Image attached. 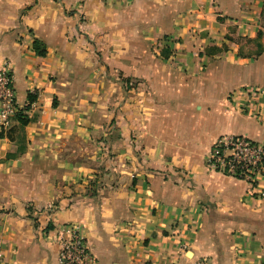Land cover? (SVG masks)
<instances>
[{
    "label": "crops",
    "instance_id": "0c3cea01",
    "mask_svg": "<svg viewBox=\"0 0 264 264\" xmlns=\"http://www.w3.org/2000/svg\"><path fill=\"white\" fill-rule=\"evenodd\" d=\"M3 60L27 123L0 137V264H59L72 222L94 264H264V196L206 162L264 144V0H0Z\"/></svg>",
    "mask_w": 264,
    "mask_h": 264
},
{
    "label": "built area",
    "instance_id": "2783aa9c",
    "mask_svg": "<svg viewBox=\"0 0 264 264\" xmlns=\"http://www.w3.org/2000/svg\"><path fill=\"white\" fill-rule=\"evenodd\" d=\"M21 110L14 98L11 65L3 60L0 62V131L7 130L11 119ZM206 162L210 168L246 182L251 192L264 196L259 189L264 182V144L246 136L222 135L213 143ZM55 240L59 264H94L81 223L63 225ZM193 264L209 263L199 258Z\"/></svg>",
    "mask_w": 264,
    "mask_h": 264
},
{
    "label": "rangeland",
    "instance_id": "374dc122",
    "mask_svg": "<svg viewBox=\"0 0 264 264\" xmlns=\"http://www.w3.org/2000/svg\"><path fill=\"white\" fill-rule=\"evenodd\" d=\"M125 81V79L122 81V82H124ZM124 83H127V82H124ZM128 86H130L129 85V83L127 84V87ZM116 130V128H114V127H111V126H107L105 129H104V134H105V136H106V141H107V143H115V138H116V133H114V131ZM94 143V142H93ZM92 143V146L94 147V149H98V144H97V141H95V143L93 144ZM102 146V145H101ZM100 146V147H101ZM111 147H112V145H111ZM93 149V148H92ZM99 157L100 158H105V159H107V158H109L110 156L109 155H107L106 157H104V156H102L101 154H100V156H95V158H94V161H92L91 163H92V165H93V167H96V168H100L101 166H102V164H103V162H102V160H100L99 159ZM28 217L31 219V221H32V223L34 224V226H36V224L37 225H40L39 223H38V213L36 212V211H32V210H28ZM46 227V226H45Z\"/></svg>",
    "mask_w": 264,
    "mask_h": 264
},
{
    "label": "trees",
    "instance_id": "16d2710c",
    "mask_svg": "<svg viewBox=\"0 0 264 264\" xmlns=\"http://www.w3.org/2000/svg\"><path fill=\"white\" fill-rule=\"evenodd\" d=\"M33 47H34V49L36 50V52H38V55H43L44 54V51L42 50H39V44H38V42L37 41H34L33 42ZM125 82H127V81H125ZM31 99V98H30ZM25 109H23V111H24ZM23 111L21 110L20 112H18L15 116H14V118L16 117V119L18 120V122L21 124V125H25L26 123H27V119L26 118H24V115H23ZM9 131H13L12 130V128H10V129H8L7 131H6V133L5 132H3V131H1L0 132V137H3L4 135L6 136V137H8L9 138Z\"/></svg>",
    "mask_w": 264,
    "mask_h": 264
}]
</instances>
